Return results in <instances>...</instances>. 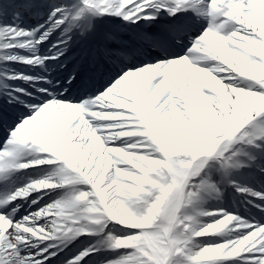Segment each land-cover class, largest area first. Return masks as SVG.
I'll use <instances>...</instances> for the list:
<instances>
[{"label":"snow or ice","instance_id":"obj_1","mask_svg":"<svg viewBox=\"0 0 264 264\" xmlns=\"http://www.w3.org/2000/svg\"><path fill=\"white\" fill-rule=\"evenodd\" d=\"M0 264H264V0H0Z\"/></svg>","mask_w":264,"mask_h":264},{"label":"rangeland","instance_id":"obj_2","mask_svg":"<svg viewBox=\"0 0 264 264\" xmlns=\"http://www.w3.org/2000/svg\"><path fill=\"white\" fill-rule=\"evenodd\" d=\"M39 175H40V174H36L34 178H37V177H39Z\"/></svg>","mask_w":264,"mask_h":264},{"label":"bare ground","instance_id":"obj_3","mask_svg":"<svg viewBox=\"0 0 264 264\" xmlns=\"http://www.w3.org/2000/svg\"><path fill=\"white\" fill-rule=\"evenodd\" d=\"M242 210V209H241Z\"/></svg>","mask_w":264,"mask_h":264}]
</instances>
